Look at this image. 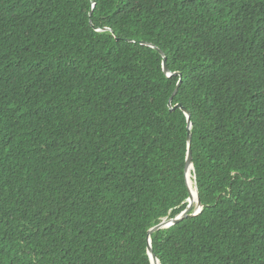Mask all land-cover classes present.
I'll list each match as a JSON object with an SVG mask.
<instances>
[{"label":"trees","instance_id":"obj_1","mask_svg":"<svg viewBox=\"0 0 264 264\" xmlns=\"http://www.w3.org/2000/svg\"><path fill=\"white\" fill-rule=\"evenodd\" d=\"M142 41L154 254L264 264V0H0V264H152Z\"/></svg>","mask_w":264,"mask_h":264},{"label":"water","instance_id":"obj_2","mask_svg":"<svg viewBox=\"0 0 264 264\" xmlns=\"http://www.w3.org/2000/svg\"><path fill=\"white\" fill-rule=\"evenodd\" d=\"M95 4H96V2H95ZM91 15H93V12L91 13ZM130 41H133V40H130ZM142 44L158 50L164 56L165 63H163V69H164L165 74L168 75V77H174V76L181 77L180 82L178 83L177 88L174 91V93L170 99L169 108L172 112L177 110V109H180L185 113V115L187 116V119H188V129H189L188 153H187V159H186V175H187V183L189 186V193H190V197L188 199V206H187L186 210L184 212H182L181 214H179L177 217H175L174 219H171V220L164 221L162 224L153 228L149 232V249H148V251H149L151 262H152V264H160V261L158 260V258L156 257V255L154 254L153 249H152V241H151L152 234H154L155 232L160 231L162 229L172 228V227L178 225L179 223H181L182 221H184L186 219L195 218V217L199 216L202 213L204 206L202 204L201 197H200V194H199L197 187L194 188L196 190V193H197V198L194 199L193 187H192L191 180H190V174L192 173V171L193 172L195 171L194 163H193V152H192V132H191V130H192L193 125H192V120H191V114L181 104L177 105L176 107H173V101H174L175 97L177 96V94L179 93V89L181 88V86L183 84L182 74L172 73L169 71V69L167 67V62H168L167 56L157 46H155L154 44L147 43V41H142Z\"/></svg>","mask_w":264,"mask_h":264},{"label":"bare ground","instance_id":"obj_3","mask_svg":"<svg viewBox=\"0 0 264 264\" xmlns=\"http://www.w3.org/2000/svg\"><path fill=\"white\" fill-rule=\"evenodd\" d=\"M190 180H191V184H192V187H193V197L194 199L197 198V193H196V190L194 189V183H193V179H192V173L190 174Z\"/></svg>","mask_w":264,"mask_h":264}]
</instances>
